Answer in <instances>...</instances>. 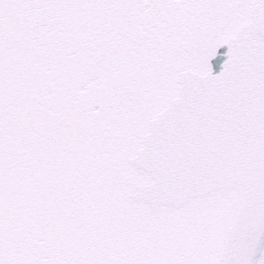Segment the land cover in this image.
Listing matches in <instances>:
<instances>
[{
    "label": "snow or ice",
    "instance_id": "1",
    "mask_svg": "<svg viewBox=\"0 0 264 264\" xmlns=\"http://www.w3.org/2000/svg\"><path fill=\"white\" fill-rule=\"evenodd\" d=\"M0 264H264V0H0Z\"/></svg>",
    "mask_w": 264,
    "mask_h": 264
},
{
    "label": "water",
    "instance_id": "2",
    "mask_svg": "<svg viewBox=\"0 0 264 264\" xmlns=\"http://www.w3.org/2000/svg\"><path fill=\"white\" fill-rule=\"evenodd\" d=\"M226 50V46H224V47H222L221 49H220V51H225Z\"/></svg>",
    "mask_w": 264,
    "mask_h": 264
}]
</instances>
